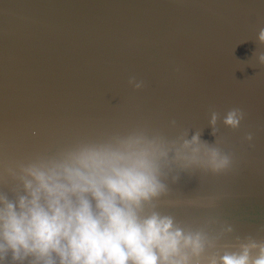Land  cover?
<instances>
[{"label": "water", "instance_id": "95a60500", "mask_svg": "<svg viewBox=\"0 0 264 264\" xmlns=\"http://www.w3.org/2000/svg\"><path fill=\"white\" fill-rule=\"evenodd\" d=\"M261 28L264 0H0V177L16 162L138 125L171 136L175 120L214 143L210 111L222 119L241 108L237 130L218 124L234 170L182 174L159 210L193 229L219 216L214 233L227 221L234 232L219 251L237 237L264 240V67L253 58L264 52ZM133 77L142 89L129 86ZM211 196L215 208L187 203Z\"/></svg>", "mask_w": 264, "mask_h": 264}, {"label": "clouds", "instance_id": "9594fccd", "mask_svg": "<svg viewBox=\"0 0 264 264\" xmlns=\"http://www.w3.org/2000/svg\"><path fill=\"white\" fill-rule=\"evenodd\" d=\"M256 41L264 46V28ZM253 58L264 67V52ZM128 84L144 87L135 77ZM244 118L241 108L229 109L222 119L211 110L214 143L201 138L202 128H179L172 120L171 136L138 125L8 166L0 177L8 186L0 190V264H264V240L251 236L217 250L234 232L225 221L214 233L221 217H205L193 229L159 210L182 174L234 170L236 157L224 150L218 124L237 130ZM245 140L251 142L252 134ZM218 199L187 203L215 208Z\"/></svg>", "mask_w": 264, "mask_h": 264}]
</instances>
